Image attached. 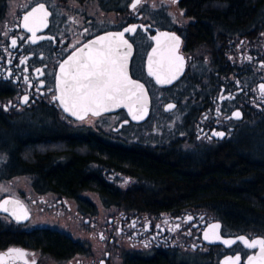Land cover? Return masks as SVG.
Instances as JSON below:
<instances>
[{
    "label": "flooded vegetation",
    "instance_id": "af4514ba",
    "mask_svg": "<svg viewBox=\"0 0 264 264\" xmlns=\"http://www.w3.org/2000/svg\"><path fill=\"white\" fill-rule=\"evenodd\" d=\"M240 1L245 8L236 15L227 0L225 6L219 0H141L135 9L133 0H0V134L15 132L18 143L14 148L0 138V152L6 156L3 175L32 180L30 192L19 189L0 197L19 199L28 213V219L18 222L10 215L12 208L0 211V254L22 249L29 264L33 259L35 264H223L239 254L244 264L258 251L238 240L227 246L212 234L205 239L204 233L218 224L213 231L222 239L261 237L264 226L233 225L187 202L125 198L136 178L110 161L120 150L164 147L137 135H121L127 127L143 125L157 105L162 114H172L183 104L189 107L176 132L192 145L232 139L238 123L264 113L259 91L264 84V7L247 17V0ZM41 3L49 16L37 37L51 39L32 43L23 16ZM131 26H136L135 33L124 35L132 44L129 72L147 86V119L124 123L123 108L84 121L66 114L53 96L57 70L73 46ZM158 31L178 36V53L184 57L181 76L165 87L145 71ZM151 86L173 92L155 100ZM168 101L175 107L165 111ZM221 132L222 137L213 135ZM42 158L51 166L31 167ZM77 159L83 172L78 186L41 181V170L62 171ZM5 264L12 262L6 259Z\"/></svg>",
    "mask_w": 264,
    "mask_h": 264
},
{
    "label": "trees",
    "instance_id": "16d2710c",
    "mask_svg": "<svg viewBox=\"0 0 264 264\" xmlns=\"http://www.w3.org/2000/svg\"><path fill=\"white\" fill-rule=\"evenodd\" d=\"M225 1L219 0V6H225ZM227 1L236 15L245 8L240 0ZM261 5L264 7V0H247V17ZM250 119H255L251 126L238 128L232 139L223 142H199L190 148L173 142L168 147L118 151L110 161L136 178L125 198L187 202L233 225L264 226V113ZM14 133L5 132L0 138L15 148L18 143ZM10 163L6 167H11ZM50 164L49 159L42 158L31 167L42 169ZM81 166L77 159L62 171L41 170L44 175H39L43 183L71 188L82 183ZM247 218L252 219L247 222Z\"/></svg>",
    "mask_w": 264,
    "mask_h": 264
},
{
    "label": "snow or ice",
    "instance_id": "6c2138e0",
    "mask_svg": "<svg viewBox=\"0 0 264 264\" xmlns=\"http://www.w3.org/2000/svg\"><path fill=\"white\" fill-rule=\"evenodd\" d=\"M175 2V0H174ZM141 0H133L132 8L135 9ZM49 12L43 3L34 7L23 16V28L32 35V43L37 39H51V37H37V32L47 27ZM143 27V26H141ZM87 31V29H85ZM136 26L126 27L122 32L108 33L85 43L83 47L76 48L60 65V76L57 77L58 95L53 96L54 101H59L66 113L84 121L89 115L100 116L102 112L111 111L121 106L127 107L133 119H143L147 114V92L142 83L132 79L129 74V60L132 56V44L124 38L125 33H135ZM164 40L161 41L160 37ZM157 47L152 49L148 56V75L155 78L157 84H169L175 80L184 67V57L177 55L180 38L175 34L160 33L153 37ZM15 47L17 41H11ZM40 72L39 69H37ZM42 74V73H41ZM259 91L264 96V84ZM28 97H24L27 102ZM175 105L169 104L168 109ZM239 118L240 113H234ZM223 136L224 133H213ZM2 190V189H0ZM11 204L12 215L18 222L28 219L27 210L17 199H5L0 202V211L8 213L7 207ZM191 219V217H189ZM134 226V225H133ZM219 225H211L210 230L219 229ZM212 235L221 243L231 246L237 240L247 249L258 250L248 255L244 264H264V236L245 237L236 239H222L213 231ZM103 239V236H101ZM204 238L209 239L208 231ZM211 242V241H210ZM29 254L22 249H9L7 253L0 254V264H5L6 259L12 264H29ZM239 254L225 259L223 264H240ZM31 264H35L34 259Z\"/></svg>",
    "mask_w": 264,
    "mask_h": 264
},
{
    "label": "rangeland",
    "instance_id": "374dc122",
    "mask_svg": "<svg viewBox=\"0 0 264 264\" xmlns=\"http://www.w3.org/2000/svg\"><path fill=\"white\" fill-rule=\"evenodd\" d=\"M151 92L155 96V100L162 99L169 96L173 90H155L153 86L150 87ZM189 107H184V104L177 108L172 114H162L159 112V107H155L151 116L148 120L139 127H127L121 131V135L129 136L134 135L143 140H148L156 144H164V147L170 146V144H165L167 141H171L173 144H179L183 148L192 147L191 142L179 138L176 132L181 125L186 121V114L188 115ZM253 117L254 114H251ZM247 118V121L238 123V128L251 126L255 119ZM181 135V134H180ZM185 135H181L184 137ZM6 156L0 152V197L7 193L15 192L19 189L30 192L28 185L32 183L31 177L28 175H11L4 176ZM5 174V173H4ZM129 183V182H128ZM133 183V181H130ZM129 183V184H130ZM135 183V182H134Z\"/></svg>",
    "mask_w": 264,
    "mask_h": 264
},
{
    "label": "water",
    "instance_id": "95a60500",
    "mask_svg": "<svg viewBox=\"0 0 264 264\" xmlns=\"http://www.w3.org/2000/svg\"><path fill=\"white\" fill-rule=\"evenodd\" d=\"M119 32H122V31H119ZM108 33H116V32H114V31H112V32H106V33H103V34H101V35H99V36L106 35V34H108ZM160 33H168L169 35H171V33L167 32V31H158L157 34H156L154 37L158 36ZM97 37H98V36H97ZM97 37L91 39L90 41L96 39ZM124 38H125V36H124ZM125 39H126V38H125ZM160 39H161V41H163V40H164V37L161 36ZM153 40H154V44H153V46L150 48V50H149V52H148V54H147V56H146V60H145V71H146L147 75H148V70H147L148 56H149V54L152 53V49L157 47L156 40H155V39H153ZM90 41H88V42H90ZM88 42H86V43H88ZM128 42H129V41H128ZM84 44H85V43H84ZM84 44H83V45H84ZM83 45H81L79 48L83 47ZM70 55H71V54H70ZM177 55H180V56H181V54L178 53V52H177ZM67 58H68V57H67ZM67 58H66V59H67ZM66 59H65V60H66ZM129 62H130V60H129ZM183 69H184V67H183ZM182 72H183V70H182ZM182 72H180V73L178 74L177 78H176L175 80H173V81H172L171 83H169V84H157L156 81H155V78H154V77L149 76V75H148V76L152 78V80L154 81L155 84H157V85H159V86H164V87H165V86H169V85H171V84L174 83L176 80H178L179 77L181 76ZM129 74H130V72H129ZM58 76H60V69H59V68H58V70H57V74H56V85H57V77H58ZM130 76H131V75H130ZM131 77H132V76H131ZM132 79L139 81V82L142 83V84L144 85V87H145V91L147 92V97H148V102H147V114L144 115V118H143V119H139V120H137V119H133V118H132V115L129 114V111H128V108H127V107H124V106L118 107V108H123V109L125 110L126 115H127V119H126L125 121H123L124 123L128 122L129 120H130V121H133V122H142V121H144V120L147 119V117H148V115H149V110H150V95H149V92H148V89H147L146 84H145L142 80H140V79H136V78H133V77H132ZM56 90H57V87H56ZM58 94H59V93H58V90H57V95H58ZM58 103H59V101H58ZM169 104L175 105L174 102H172V101H168V102L165 103L164 106H163V109H164L165 111H169V110H172V109H173V108H172V109H168V108H167V106H168ZM59 105H60V104H59ZM61 108H62V107H61ZM116 109H117V108H114V109H112L111 111L102 112V113H109V112H112V111H114V110H116ZM62 110H63V108H62ZM63 111H64V110H63ZM64 112H65V111H64ZM65 113H66V112H65ZM102 113H101V114H102ZM66 114L70 115L69 113H66ZM70 116H72V115H70ZM72 117L76 118L75 116H72ZM5 199L11 200V199H17V198L12 197V196H8V195H7V196H3V197L0 199V202H2V201L5 200ZM17 200H19V199H17ZM19 201H20V200H19ZM7 207H8V208H12L13 206H12L11 204H9ZM1 212H3V211H1ZM207 231H208V234H209V235H211L212 232H213V230H210V228H209ZM239 237H240V236H239Z\"/></svg>",
    "mask_w": 264,
    "mask_h": 264
}]
</instances>
